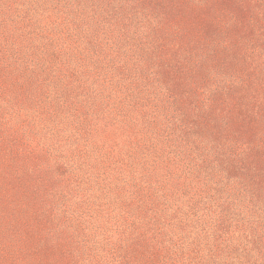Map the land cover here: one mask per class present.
<instances>
[{"label":"rangeland","instance_id":"1","mask_svg":"<svg viewBox=\"0 0 264 264\" xmlns=\"http://www.w3.org/2000/svg\"><path fill=\"white\" fill-rule=\"evenodd\" d=\"M239 4L0 0V264H264V0Z\"/></svg>","mask_w":264,"mask_h":264},{"label":"trees","instance_id":"2","mask_svg":"<svg viewBox=\"0 0 264 264\" xmlns=\"http://www.w3.org/2000/svg\"><path fill=\"white\" fill-rule=\"evenodd\" d=\"M218 5L223 7V9L226 8L224 11H229L230 12L231 10H233L234 12H232V13H235L236 15H238L240 17H244L245 15L247 16L249 14V12H250V9L247 8L248 11H249L247 13V11L244 9V7L243 8L240 7L241 5L239 4V0H215V6H218ZM183 14H185V13H183ZM189 14H185V16L189 17ZM209 17L212 18L210 13H209ZM201 29H203V31L207 35H210V34L215 32L214 26L209 24V20L206 19V17L202 21ZM192 40H195V39H192ZM227 65H229V63H227ZM241 124L242 123L236 124L237 128H240L242 130L241 133H240L241 130L238 132V135H240L242 138H245L246 134L249 135L251 131H247L244 134H242L245 131L246 126H243V125L241 126ZM249 125H253V124H249ZM261 152L263 153V151H261ZM258 155L263 156L261 153H258ZM263 158H264V156H263ZM236 162H238V161H236ZM234 164H237V163H234Z\"/></svg>","mask_w":264,"mask_h":264}]
</instances>
